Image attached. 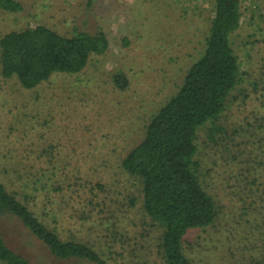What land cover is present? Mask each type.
Instances as JSON below:
<instances>
[{"label": "rangeland", "instance_id": "374dc122", "mask_svg": "<svg viewBox=\"0 0 264 264\" xmlns=\"http://www.w3.org/2000/svg\"><path fill=\"white\" fill-rule=\"evenodd\" d=\"M15 1L22 11L0 12V38L45 26L63 37L103 32L109 48L81 73L54 75L31 90L0 75V181L19 198L20 187L36 196L28 201L41 221L63 241L89 244L107 264H162V228L145 215L141 181L121 161L203 55L213 0ZM241 3L233 36L241 80L223 114L196 134L199 179L218 217L184 237L194 264H264V213L237 178L244 166L225 151L230 137L239 150L255 149L260 130L251 124L264 115V92L254 86L264 78V0ZM116 74L127 77L126 90L114 86ZM0 235L31 264H84L56 260L12 219L0 220Z\"/></svg>", "mask_w": 264, "mask_h": 264}, {"label": "trees", "instance_id": "16d2710c", "mask_svg": "<svg viewBox=\"0 0 264 264\" xmlns=\"http://www.w3.org/2000/svg\"><path fill=\"white\" fill-rule=\"evenodd\" d=\"M87 1L90 5L94 0ZM213 4L203 55L189 68L177 93L149 122L143 140L121 161L123 170L141 181L145 215L162 228L159 244L162 264H194L183 253L184 237L193 229L213 225L218 217L215 202L199 179L196 134L201 126L223 114L241 80V64L233 47V36L241 26L243 11L241 0H213ZM21 11L17 1L0 0V12ZM108 48L103 32L63 37L45 26L12 31L0 38V75L4 79L15 77L23 89L31 90L49 82L54 75L81 73L91 56L103 55ZM262 80L254 86L263 93ZM112 81L118 90L128 87L124 74L114 75ZM256 119L257 124H251L260 130V139L254 142L256 150H239L240 143H234L230 137L225 151H233L229 154L230 162L244 166L237 178L254 194V202L259 205L254 211L262 214L264 209L259 203L264 201V186H260L264 184L261 181L264 177L260 176L264 174V115ZM20 189L25 194L23 198L0 181V220L12 219L18 223L56 260L107 264L89 244L63 241L56 230L32 211L28 200L36 196ZM33 191H38L37 187ZM262 224L255 228L258 230ZM0 261L31 264L10 250L1 235Z\"/></svg>", "mask_w": 264, "mask_h": 264}]
</instances>
